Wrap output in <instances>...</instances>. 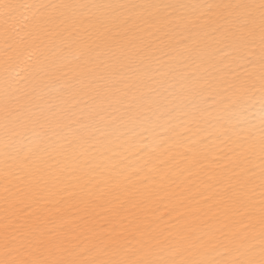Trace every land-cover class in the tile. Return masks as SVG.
Segmentation results:
<instances>
[{"label":"snow or ice","instance_id":"1","mask_svg":"<svg viewBox=\"0 0 264 264\" xmlns=\"http://www.w3.org/2000/svg\"><path fill=\"white\" fill-rule=\"evenodd\" d=\"M0 264H264V0H0Z\"/></svg>","mask_w":264,"mask_h":264}]
</instances>
